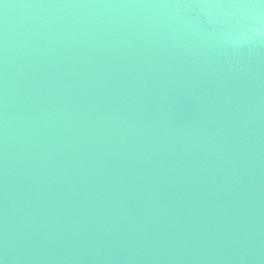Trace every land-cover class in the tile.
<instances>
[{
    "label": "water",
    "instance_id": "obj_1",
    "mask_svg": "<svg viewBox=\"0 0 264 264\" xmlns=\"http://www.w3.org/2000/svg\"><path fill=\"white\" fill-rule=\"evenodd\" d=\"M0 264H264V0H0Z\"/></svg>",
    "mask_w": 264,
    "mask_h": 264
}]
</instances>
